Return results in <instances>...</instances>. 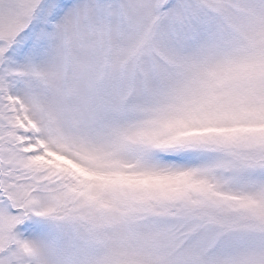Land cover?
I'll return each instance as SVG.
<instances>
[{
    "label": "snow or ice",
    "instance_id": "6c2138e0",
    "mask_svg": "<svg viewBox=\"0 0 264 264\" xmlns=\"http://www.w3.org/2000/svg\"><path fill=\"white\" fill-rule=\"evenodd\" d=\"M0 264H264V0H0Z\"/></svg>",
    "mask_w": 264,
    "mask_h": 264
}]
</instances>
